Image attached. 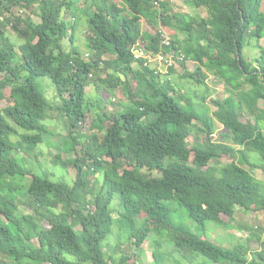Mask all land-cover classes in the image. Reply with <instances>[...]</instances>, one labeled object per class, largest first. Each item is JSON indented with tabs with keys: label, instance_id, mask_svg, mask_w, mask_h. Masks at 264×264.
Segmentation results:
<instances>
[{
	"label": "trees",
	"instance_id": "16d2710c",
	"mask_svg": "<svg viewBox=\"0 0 264 264\" xmlns=\"http://www.w3.org/2000/svg\"><path fill=\"white\" fill-rule=\"evenodd\" d=\"M186 2L208 17L187 20L168 0H0V103L6 89L14 101L0 108V264H140L125 242L140 252L152 242L155 264H168L167 243L191 262L264 264V245L224 249L174 219L184 209L205 233L210 223L231 226L238 213H264V180L255 174L264 173V0ZM81 3L86 11L77 9ZM79 12L86 14L90 60L76 46ZM137 43L154 54L185 55L195 71L184 79L206 87L214 75L232 95L210 102L187 95L171 79L176 70L160 76L135 61ZM250 46L260 50L254 61L245 54ZM47 77L56 106L36 83ZM92 85L122 90L123 111L108 113L100 98L101 113L92 118ZM55 111L68 131L60 150L76 154L72 165L63 163L76 171L72 185L29 173L16 156L35 153L52 135ZM87 123L83 142L75 135ZM217 124L225 131L220 139ZM99 176L101 183L92 182ZM23 190L32 214L21 210ZM116 227L120 241L110 253Z\"/></svg>",
	"mask_w": 264,
	"mask_h": 264
},
{
	"label": "rangeland",
	"instance_id": "374dc122",
	"mask_svg": "<svg viewBox=\"0 0 264 264\" xmlns=\"http://www.w3.org/2000/svg\"><path fill=\"white\" fill-rule=\"evenodd\" d=\"M170 4L173 6L174 12H178L181 14L184 18L187 20L191 19L192 17L202 16L206 15V11H199L197 10L194 5L189 4L186 2V0H168ZM82 5V4H80ZM84 5V4H83ZM16 11V10H15ZM80 11H83L80 9ZM19 12L16 11L15 14H18ZM27 13H24L23 15H26ZM82 16V22L80 23V27L77 31L76 37V46L82 51L83 55L86 57L87 53L90 51L88 50V35L87 32L89 31L88 25H87V19L86 14H83L79 12ZM69 18H67L68 22L71 19H75L73 15H68ZM181 16V17H182ZM73 17V18H72ZM84 19V20H83ZM36 21H40V18L36 17ZM147 27V23L144 25ZM9 35L11 39L16 43H22L21 40L17 38V36L10 30ZM254 44L255 41L253 42ZM72 44L70 43L69 39L64 42V48L66 50H71ZM246 57L248 60L254 61L256 57L260 55V50L258 48H255L254 46H250L245 51ZM195 71V65L190 64L187 65L186 68L183 66L176 69L174 74H172L171 79L174 80V82L177 84L176 87L182 88L187 95L195 97V92H197L200 96L206 95L208 101L221 99L224 100L228 96L232 95V92L230 89L226 86V84L221 81L219 78L210 76L207 81V86H202L197 84L192 79H184L186 76H189L190 74H193ZM105 74H102V78H105ZM168 79V78H167ZM170 79V77H169ZM37 86L41 90V92L45 95L47 99H49L54 106L58 105L60 103L59 100L56 98V88L53 84L51 78H40L36 81ZM209 90V91H208ZM6 102L0 103V108L8 106H12L14 104L13 99L10 97V90L6 89ZM124 93L122 90L117 89L116 92H109V86H103L101 89L97 88V86L92 85L88 88V99L90 100L93 108H92V118H97V116L101 113L99 110V104L100 106L102 103L99 102V99H103V105L106 106V110L108 113H120L123 111V105H121V102L124 100ZM115 98L118 99L116 103ZM114 101V102H113ZM194 102H197L198 99L194 98ZM201 101V100H200ZM261 108H264V103H262ZM51 120L48 123L49 127L51 128L52 135L45 139L44 143L40 145V147L37 149V151L33 154H30L29 156L17 152L16 156L18 158H24L26 161H23L24 167L28 170L29 173L33 175L38 176H48L53 181L56 182H67L68 184L72 185L74 183L76 171L72 166H65L63 163L66 161L68 164L72 165V160L76 159V154L74 153H66L64 151H61V145L66 140L68 131H67V125L64 119L59 117V114L57 111L53 112L51 114ZM245 119V118H243ZM249 120H251L249 118ZM246 121V120H244ZM91 126V123H87L84 127V130L79 129V134H76V138L78 140L86 142L90 137V132H87L89 127ZM264 127V122H263ZM216 128H218V136L220 139L221 134L224 133V128L217 124ZM264 129V128H263ZM24 132L20 130V134H23ZM12 139L14 141H18L19 138L17 136H13ZM221 140H223L221 138ZM194 143V138L191 136L189 138V144L191 145ZM58 156L62 158V161L58 159ZM251 158L253 162L256 164H261L262 160L261 157L253 153L251 155ZM256 176L259 179L264 180V173L260 170L255 172ZM27 181L23 183V186L27 187L28 184L31 181L32 175L27 176ZM98 181L99 183L102 182V177L99 176L98 178H92V182ZM19 198V204L21 207L22 212L25 214H32L33 210L30 207L29 203L32 200L31 196L28 195L26 190L19 191L17 193ZM174 219L177 223L185 225L187 228L191 229L193 233L203 235L205 239H208L209 241H212L216 245L224 248V249H234L237 246H245L250 247L252 251L260 250L261 246L264 245V213L260 214H247L244 213H238L235 218L233 219L231 226L229 227H220L214 223H210L208 225L207 231L200 232V226L195 223L188 215V212L184 209H179L174 216ZM226 222H229V218L225 217ZM43 226L47 229L49 228V224L45 221L43 223ZM120 230L118 227L115 228L114 235L110 238L108 242V251L110 253H113L116 245L120 241ZM124 248L125 252L128 255H136L140 264H155L154 258H153V252L155 249V245H152V242H147V244L143 247V252H140L137 250V248L133 247L132 245H129L125 242V245L122 247ZM164 251L171 253V257L168 258V261L166 263L168 264H175L176 261L181 262L182 264H211L210 261H208L204 257H199L195 261L191 262L189 260H186L181 256L180 253L175 251L173 245L171 243H167L164 246ZM124 253V254H126ZM122 252L116 251L115 256L121 261ZM188 255V254H187ZM189 257V256H187Z\"/></svg>",
	"mask_w": 264,
	"mask_h": 264
},
{
	"label": "built area",
	"instance_id": "2783aa9c",
	"mask_svg": "<svg viewBox=\"0 0 264 264\" xmlns=\"http://www.w3.org/2000/svg\"><path fill=\"white\" fill-rule=\"evenodd\" d=\"M161 35L163 44L165 46H171V37L163 31H161ZM132 54L136 62L141 63L145 68L154 70L160 76L171 74L172 69L176 70L180 66L182 67L181 63H186L187 65L193 64L190 60H186L185 55L178 57L175 54L168 55L163 52L154 54L152 51L143 47L141 43H137L133 47Z\"/></svg>",
	"mask_w": 264,
	"mask_h": 264
},
{
	"label": "clouds",
	"instance_id": "9594fccd",
	"mask_svg": "<svg viewBox=\"0 0 264 264\" xmlns=\"http://www.w3.org/2000/svg\"><path fill=\"white\" fill-rule=\"evenodd\" d=\"M77 9H78V8H77ZM78 10H79V9H78ZM70 21H74V19H71V18H70ZM88 33H89V31L87 32V34H88ZM92 56H93L92 53L89 52V53H87L85 59H86V60H90ZM114 100H116V98H115Z\"/></svg>",
	"mask_w": 264,
	"mask_h": 264
},
{
	"label": "crops",
	"instance_id": "0c3cea01",
	"mask_svg": "<svg viewBox=\"0 0 264 264\" xmlns=\"http://www.w3.org/2000/svg\"><path fill=\"white\" fill-rule=\"evenodd\" d=\"M81 4H82V5L79 4V5L77 6V8L79 9V11H80V9H82L83 11H86V6H84L83 3H81ZM204 17L207 18V17H208V14H206ZM83 20H84V19H83ZM87 25H88V24H87Z\"/></svg>",
	"mask_w": 264,
	"mask_h": 264
}]
</instances>
